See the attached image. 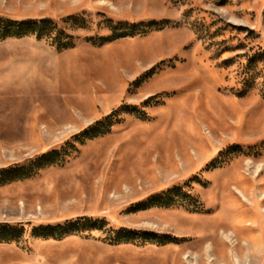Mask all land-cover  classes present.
I'll return each mask as SVG.
<instances>
[{
    "label": "rangeland",
    "instance_id": "obj_1",
    "mask_svg": "<svg viewBox=\"0 0 264 264\" xmlns=\"http://www.w3.org/2000/svg\"><path fill=\"white\" fill-rule=\"evenodd\" d=\"M0 18L76 39L0 41V172L62 154L0 186V226L23 229L0 264H264V0H0ZM110 22L168 26L102 43ZM174 187L196 203L144 206ZM83 218L105 224L32 234Z\"/></svg>",
    "mask_w": 264,
    "mask_h": 264
},
{
    "label": "trees",
    "instance_id": "obj_2",
    "mask_svg": "<svg viewBox=\"0 0 264 264\" xmlns=\"http://www.w3.org/2000/svg\"><path fill=\"white\" fill-rule=\"evenodd\" d=\"M80 18H67L63 20L64 25L71 24L72 26H84L80 24ZM110 28L113 29V35L109 38L101 39L102 43L112 42L118 39L127 37H135L138 35H144L148 31H160L168 26V23H140V24H124L110 22ZM25 37H35L37 40H45L52 47H55L57 51H64L72 49L76 46V39L73 35L67 33L66 28L60 27L57 23L50 19H43L40 21H23L17 22L9 19L0 18V41L6 39L15 38L21 39ZM93 43L94 41L90 39ZM130 107H122L119 111L111 114L105 118L102 122L97 123L94 127L90 128L87 132L91 133V137H97L105 135L110 131L111 120L118 112L130 111ZM236 153L240 154L241 149H236ZM67 155V154H65ZM62 154L58 151H51L44 154L39 160L33 164L15 169L4 170L0 172V186L24 181L34 177L39 169L44 167H50L58 165L61 161ZM179 201V202H178ZM196 201L190 195L182 192L179 188H172L163 192L161 195L150 198L149 203L144 205L145 207H164L171 208L178 205L189 206L195 204ZM105 224L104 220L95 219H79L77 221H67L64 224L56 226H40L32 230V234L37 238L53 239L61 241L68 236H78L87 232H93L101 230ZM112 230V229H111ZM23 233V229L10 227L8 225L0 226V243L10 244L17 241ZM112 233V231H111ZM114 234L112 245H119L122 243H131V233L121 229ZM162 243H168V241H161Z\"/></svg>",
    "mask_w": 264,
    "mask_h": 264
}]
</instances>
